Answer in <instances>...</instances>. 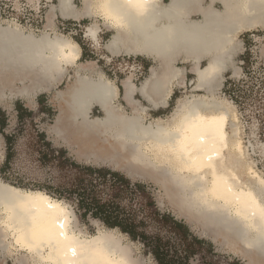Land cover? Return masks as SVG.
Here are the masks:
<instances>
[{
  "label": "bare ground",
  "instance_id": "6f19581e",
  "mask_svg": "<svg viewBox=\"0 0 264 264\" xmlns=\"http://www.w3.org/2000/svg\"><path fill=\"white\" fill-rule=\"evenodd\" d=\"M84 5L78 10L74 0H59L51 13L95 19L88 35L99 45L104 26L112 34L105 49L113 58L152 60L145 81L138 85L132 73L122 89L96 62H81L82 47L75 40L37 36L0 22V101L22 98L34 104L40 92L73 71L74 82L57 96L55 137L88 159L125 164L131 173L155 179L207 231L252 257L251 264H264V175L240 136L236 109L221 96L226 75L242 73L238 36L264 29V0H84ZM188 72L194 75L191 93L167 119L150 114L169 108L175 88L186 87ZM96 108L103 116H93ZM74 211L42 190L0 178V234L26 252L27 262L141 264L120 231L76 233ZM2 249L10 252L7 245Z\"/></svg>",
  "mask_w": 264,
  "mask_h": 264
},
{
  "label": "rangeland",
  "instance_id": "374dc122",
  "mask_svg": "<svg viewBox=\"0 0 264 264\" xmlns=\"http://www.w3.org/2000/svg\"><path fill=\"white\" fill-rule=\"evenodd\" d=\"M58 1L0 0V22L4 25L9 22L19 24L26 32H32L37 36L43 33H50L51 37L60 34L75 40L82 47L81 62H96L100 69L108 77L117 81L122 89V80L132 73L135 74L134 79L138 85L145 81L149 76L152 61L146 60V64L143 65L139 56L113 58L110 54L106 55L104 49L112 34L103 26L99 34L98 45L88 35L89 28L96 23V20L91 18L68 20L62 18L57 11L52 14V8L58 5ZM74 3L78 10L84 9V0H74ZM218 7L220 8V5ZM199 18L200 16L195 17V19ZM98 23L101 25L103 21L99 20ZM238 40L243 42L244 48L239 58H237V65L242 68V73L239 78L232 77L231 73L226 75L221 96L230 101L236 109L239 117L238 125L241 130L240 136L247 152L250 154V158L255 162V168L264 175V57L262 56L264 29L257 28L242 33L238 36ZM110 58L111 60H108ZM180 66L184 65L180 64ZM185 66L189 68V65ZM73 75L74 72L72 71L62 81L54 84L49 91L40 92L35 100L36 104L22 98H15L6 102L0 101L2 111L0 114V129H2L0 132V168L5 163L7 156L6 136L12 137L11 149L13 153L9 165L4 172L0 173L1 180L25 190H39V187H50L49 190L55 192V187L58 186L69 188L75 171L68 164L59 168L57 161L43 162L41 159L40 152L45 148L38 143L37 132H44L55 148L67 150V156L77 164L107 167L126 175L133 182L145 184L162 213L171 214L175 219L183 221L194 237L205 241L204 244L196 246L197 251L190 256L188 264H251L252 257L234 248L224 238L207 231L201 222L182 211L176 205V201L170 198V193L155 179L141 175L140 172L131 173L127 170L125 164L121 166L113 163L105 164L101 159L98 161L99 157L96 156L88 159L82 153L83 150L81 151L80 148L74 147V144L71 146L55 137L52 129L61 108V100L57 96L60 93H66L68 87L75 80ZM187 76L189 78L187 77L186 87L178 86L175 88L171 107L163 115V118L167 119L168 117L165 116L174 111L178 101L191 93L190 80L194 78V75L188 72ZM137 99L143 101L139 96H137ZM119 102L124 103L123 99H119ZM20 107L24 109V112L18 111ZM129 110L128 112L131 113V110ZM20 114H23L22 119L19 118ZM101 115L103 116L99 108H96L93 116ZM62 200L73 211L75 210L77 220L72 221V226L76 233L81 232L82 235L92 236L96 235L103 227L104 229L107 228L103 226L104 224L101 221L90 218V216L80 219L75 196H69L68 194L67 199L63 198ZM140 201L139 195L129 194L122 197L121 204L129 211L135 212L139 219H143ZM146 225H148L147 228L150 234L161 230L160 235L165 241L170 242L169 247L171 245L173 250L179 249V241L174 234L162 227ZM114 234L120 238V235L116 232ZM4 238L0 234V264H33L31 260L27 262L24 259L25 251H22L16 244L14 246L10 244L11 238ZM130 240L129 237H122L121 239L124 245L133 247L131 250L138 262L141 264H157L154 257L149 253L148 247H144L140 241ZM3 245L4 247L5 245L9 246L10 252L2 249Z\"/></svg>",
  "mask_w": 264,
  "mask_h": 264
},
{
  "label": "trees",
  "instance_id": "16d2710c",
  "mask_svg": "<svg viewBox=\"0 0 264 264\" xmlns=\"http://www.w3.org/2000/svg\"><path fill=\"white\" fill-rule=\"evenodd\" d=\"M18 111L24 112V109L20 107ZM19 118L22 119L23 114ZM37 138L38 143L45 148L40 152L43 162L55 160L59 168L68 164L75 171L69 188L58 186L55 187V192L49 190L50 187H39V190L59 200L67 199L68 194L75 196L80 219L90 216L101 221L108 229L118 230L132 241H140L144 247L149 248V253L157 264H188L190 256L197 251L196 246L205 243L194 237L183 221L175 219L171 214L162 213L145 184L133 182L126 175L107 167L79 165L67 156V150L55 148L44 132H37ZM6 141L7 156L0 173L7 168L13 155L12 137L6 136ZM129 194L139 195L143 219L122 206V197ZM146 224L162 227L174 234L179 241V249L173 250L171 245L169 247L170 242L160 235L162 228L150 234Z\"/></svg>",
  "mask_w": 264,
  "mask_h": 264
},
{
  "label": "crops",
  "instance_id": "0c3cea01",
  "mask_svg": "<svg viewBox=\"0 0 264 264\" xmlns=\"http://www.w3.org/2000/svg\"><path fill=\"white\" fill-rule=\"evenodd\" d=\"M104 51H105V53H106V55H109V53L104 49ZM139 57H141L140 58V61H141V63L143 64V65H145L146 64V60H149V61H152V60H150V59H148V58H146V57H142V56H139ZM154 64V63H153ZM152 64V65H153ZM193 75V74H192ZM188 77V76H187ZM173 94H175V91H174V93ZM173 96V95H172ZM171 101H172V98L170 99ZM170 101V102H171ZM171 107V103H169V108ZM168 108V109H169ZM168 109H161V110H151V112H150V114H152V115H154V117H162L163 115H165V113H166V111L168 110Z\"/></svg>",
  "mask_w": 264,
  "mask_h": 264
}]
</instances>
